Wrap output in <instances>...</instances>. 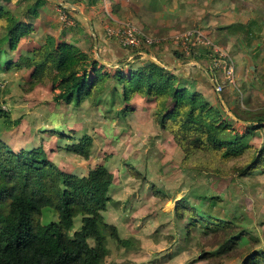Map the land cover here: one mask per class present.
Here are the masks:
<instances>
[{"label":"rangeland","instance_id":"374dc122","mask_svg":"<svg viewBox=\"0 0 264 264\" xmlns=\"http://www.w3.org/2000/svg\"><path fill=\"white\" fill-rule=\"evenodd\" d=\"M33 1L0 3L13 16L25 20V9ZM86 1L89 0H76L75 6L82 11L87 6ZM98 1L102 6V1ZM109 1L113 7L114 1ZM123 1L127 8L120 6L117 11L127 17V21L133 18L138 21L139 15L155 18L150 23L152 30L146 34L158 43L144 47L148 53L142 57L177 51L186 59L178 64H205L213 71L216 84L222 87L220 92L216 88L209 91L213 96L211 102L226 86L234 87L236 72L234 84L229 83L222 74V63L212 67V52L207 47L197 44L186 53L174 37L188 30L202 29L230 56L236 71L232 47L234 51H241L245 46L240 45L239 39L224 38L219 26L253 17L258 32L253 47L264 34V0ZM60 10L69 15L68 25L62 21ZM180 13L187 17L180 21L177 17L176 22H170L169 19ZM32 26L28 35L19 39L15 49H10L7 43L3 46L2 64L7 60L16 61L18 57L32 58L34 50L48 37L68 41L96 56L105 54L99 48L101 43L97 42L95 48L86 19L77 11L64 9L54 2L46 0L39 5ZM170 26L178 31L171 32ZM200 50L208 53L198 61L193 54ZM131 57L129 55L128 59ZM104 60L110 62L106 56ZM31 70L25 62L14 68L0 69V111L5 114L0 115V138L14 150L41 146L53 164L77 176L85 175L100 164L113 173L108 190L111 201L102 214L106 222L116 226L120 237L130 240L131 246H121L106 233L108 254L100 264H241L248 250L264 248V160L263 165L245 169L249 151L240 157L223 159L211 152L194 150L184 158L182 148L171 133L159 126L153 115L154 105L146 98L134 95L128 103H120L111 91V84L102 93L85 98L78 106L56 104L52 100L51 83L47 80L34 83ZM220 104L223 106L221 100ZM125 107L127 111H123ZM4 118L8 121L19 118L20 123L8 125L3 122ZM237 130L242 128L237 126ZM83 135L90 137L92 142L88 159L66 149ZM245 141L261 148L264 130L246 136ZM181 198H186L188 208L178 207ZM201 206L229 220L225 230L212 229L198 218L188 224L191 208ZM40 220L42 224L56 221L57 213L45 208ZM80 226L77 216L73 230ZM231 231L242 232L247 239L237 245L223 244ZM89 243L92 244V240Z\"/></svg>","mask_w":264,"mask_h":264},{"label":"trees","instance_id":"16d2710c","mask_svg":"<svg viewBox=\"0 0 264 264\" xmlns=\"http://www.w3.org/2000/svg\"><path fill=\"white\" fill-rule=\"evenodd\" d=\"M43 1L46 0H34L27 6L23 14L25 20L13 16L0 3L1 70L25 62L32 69L34 83L45 80L51 83L52 100L56 104L78 106L85 98L96 96L113 84L111 91L120 103H128L134 95L153 103L154 118L162 129L171 133L182 148L184 158L194 150L211 152L223 159L240 157L249 151V163L244 168L263 165L264 146L256 148L246 142L245 137L264 130V107H249L245 103L237 106L231 111L234 120L221 106L217 95L211 102L198 89L197 83L202 82L215 90L216 82L212 84L207 78L205 81L193 76V70H198L195 66L186 67L191 69L187 71L184 68L169 70L143 59L140 50L120 45L125 51L123 55L115 63L102 64L94 52L65 40L56 41L53 37H48L34 50L32 58L18 57L16 61L7 60L2 64L3 46L7 43L10 49H15L19 39L28 35ZM254 24L252 20L218 29L248 41L255 35ZM205 53L208 52H195L193 58L201 61ZM172 57L177 62L186 61L177 51L172 52ZM208 72L214 77L213 71ZM127 110L125 107L123 111ZM1 114L5 115L0 111ZM239 121L241 131L236 126ZM3 122L17 126L20 119L8 121L4 118ZM91 144L90 137L83 135L66 149L88 159ZM113 178V173L102 164L89 169L83 176L74 175L53 164L41 146L14 150L0 138V264H100L108 254L106 233L121 246L130 247V240L120 237L116 226L106 222L102 214L111 201L108 190ZM177 205L188 208L186 198H181ZM45 208L56 211V221L41 223ZM179 214L181 217L183 213ZM190 214L188 224L198 218L212 229L225 230L229 222L203 206L192 207ZM77 216L81 226L73 230ZM244 239L247 237L242 232L231 231L223 244L237 245ZM241 264H264V248L248 250Z\"/></svg>","mask_w":264,"mask_h":264},{"label":"crops","instance_id":"0c3cea01","mask_svg":"<svg viewBox=\"0 0 264 264\" xmlns=\"http://www.w3.org/2000/svg\"><path fill=\"white\" fill-rule=\"evenodd\" d=\"M113 1H114L113 7L111 6V17H108L106 15L103 7L101 6V3L98 0L86 1L85 4L87 6L85 9L83 8L81 11L86 16V18L85 17L83 18L86 19L88 26L90 28V31H91V26H92L93 32L91 31V33L94 36L96 48H97V42L99 44L101 43V45H99V48H101L102 51H105L104 52L105 54H103L102 57L104 58V56H106V59L111 58L109 59L110 63H115L119 59V56H122L125 51L122 48H120L119 45L115 41L105 38V34L102 29L103 24L108 22L111 25H117L121 21L129 20L127 17H123L120 14V12L117 11V7H120V6L127 8V5L124 4L125 2L123 0H113ZM60 3L64 7H69L70 0H66V2H60ZM123 7L122 9H124ZM184 16L187 17L184 13H180L176 15V17L172 18V20L171 19L169 20L170 22H176L177 19L179 18L178 20L180 21L182 20ZM137 19L138 21H136L134 18L130 21L135 23L144 32L146 31L145 33L152 30L150 23L151 22L153 23V19L155 18L149 19L144 15H139ZM252 20L255 21L254 18L252 17V19L250 18L249 20L247 19L246 21L238 20V22H233V23L234 24L235 23H246ZM79 23L82 24L83 22H79ZM233 23H230V24H233ZM169 25H172V24H169ZM224 25H228V24L225 23ZM166 26H168V24ZM255 26L256 24H254V30H255L254 34L255 35L252 36L251 39H249L248 41L241 38V36L235 35L234 33H230L229 31H228L229 33L226 31L221 33L224 35V38H231L233 40L234 39L241 40L242 42L240 43V45L245 46L244 49H241V51L240 50L234 51L235 48L232 47V51L234 54L233 58L236 63V82H235L234 87L226 86L223 89V92L221 93V95L217 93V96L220 98L224 109L229 114V116H231L232 118H234V116L233 114H231V111L236 109L237 106H243L244 103L247 104L248 106L255 105L258 107L260 106L264 107V34H262L261 40L253 47L252 43L254 42V38L258 39L256 37V34L258 32ZM146 28L148 30H146ZM171 29L170 31L174 33L178 31V29L174 26L171 27ZM249 42L250 44L248 45ZM237 44H238L237 45V48H238L239 42H237ZM248 47H252V48H248ZM157 56L161 59L162 62L168 63V65L166 66H173L175 67V69L184 68L187 71L191 69L186 68V67L195 66V68H197L198 70H193L192 72L193 76L197 77L198 79L202 78L205 81L207 78L210 82H211L210 80V77H211L214 80V82H217V80L214 79L211 76V74L208 72L205 64H201L204 69L196 65L186 66L183 64H178V62L172 57V52L170 53L168 52L166 54H158ZM178 65H182V66L177 67ZM197 87H200V90L204 92V94H206L209 97V99H212L213 96L212 94L209 93V91L211 90L210 87H208L207 85H205V83H202V82L197 83ZM241 124L242 123L239 121L237 123V126L239 127Z\"/></svg>","mask_w":264,"mask_h":264},{"label":"built area","instance_id":"2783aa9c","mask_svg":"<svg viewBox=\"0 0 264 264\" xmlns=\"http://www.w3.org/2000/svg\"><path fill=\"white\" fill-rule=\"evenodd\" d=\"M102 7L108 17H111V1L101 0ZM63 7V6H60ZM66 9L65 7H63ZM68 14L65 10H60V17L64 24L68 25L71 21L69 20ZM103 31L105 36L109 40L115 41L121 47H125L131 50H140V54H144V47L158 43V40L147 35L141 28L131 21H121L117 25H111L108 22L103 24ZM179 40L183 46L184 52H188L189 49L196 46L197 44L207 47L212 52L211 60L214 61L213 68H216L217 63H222V74L231 84H234L235 80V66L230 56L222 49L220 45L210 40L202 29L196 28L182 32L174 37ZM218 67V66H217ZM217 92H220L222 87L215 84Z\"/></svg>","mask_w":264,"mask_h":264},{"label":"water","instance_id":"95a60500","mask_svg":"<svg viewBox=\"0 0 264 264\" xmlns=\"http://www.w3.org/2000/svg\"><path fill=\"white\" fill-rule=\"evenodd\" d=\"M48 1L54 2L55 4H57V5H59V6H63L58 0H48ZM63 7H64V6H63ZM65 8H68V9H71V10H74V11H77V13H78L80 16L86 18L85 14H83L81 11H79L78 7L75 6V3H74L73 0H70V5H69V7H65ZM90 26H91V25H90ZM91 31H92V26H91ZM92 32H93V31H92ZM95 48H96V45H95ZM96 58H97V60H98L100 63L105 64V62L101 59L100 56H96ZM142 58L145 59V60H147V61H149V62H153V63H155V64H157V65H159V66L165 67L166 69H169V70H173V69H175V67H173V66H164V65L162 64L161 59H160L158 56L154 57L152 54H147V55H145V56L142 57ZM183 65H186V66L196 65V66L201 67L202 69H204L203 66H202L200 63H196V64H194V63H188V64H183ZM180 66H182V65H178L177 67H180ZM205 72H206V71H205ZM210 80H211V83L214 84V80H213L211 77H210Z\"/></svg>","mask_w":264,"mask_h":264}]
</instances>
